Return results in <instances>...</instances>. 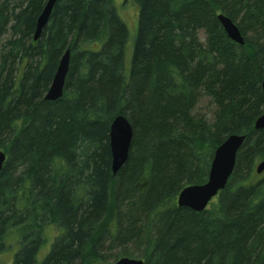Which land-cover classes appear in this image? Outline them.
Masks as SVG:
<instances>
[{
	"label": "trees",
	"instance_id": "16d2710c",
	"mask_svg": "<svg viewBox=\"0 0 264 264\" xmlns=\"http://www.w3.org/2000/svg\"><path fill=\"white\" fill-rule=\"evenodd\" d=\"M47 1L0 0L1 259L14 240L7 264H264V0H129L133 35L114 0H57L34 41ZM66 49L63 95L44 100ZM205 97L212 120L194 114ZM119 115L133 136L113 174ZM230 135L244 142L225 188L179 207Z\"/></svg>",
	"mask_w": 264,
	"mask_h": 264
},
{
	"label": "water",
	"instance_id": "95a60500",
	"mask_svg": "<svg viewBox=\"0 0 264 264\" xmlns=\"http://www.w3.org/2000/svg\"><path fill=\"white\" fill-rule=\"evenodd\" d=\"M57 0H48L41 10V14L36 20V27L33 33L34 41H37L42 33L43 28L48 24V20L52 14V9ZM217 20L223 27L227 37L234 43L244 45L243 37L238 26L231 21L229 17L223 14H218ZM70 50L62 54L55 74L52 77V82L46 91L45 100L56 101L63 95V88L66 81V76L69 70ZM262 94L264 95V79L262 80ZM255 130L264 129V110L259 118L254 122ZM109 146L111 153V169L113 174L122 167L128 159V152L132 140V127L127 119L122 116H116L109 127ZM244 142V136L230 135L227 137L215 150L210 162L208 171V179L204 184L188 185L184 187L177 195V205L179 207L189 208L196 212L204 211L213 197H215L225 185L235 167V159L237 151L241 148ZM6 154L0 150V171L4 165ZM264 171V163H261L256 168V173L261 174ZM110 264H144L140 259L121 257L117 261Z\"/></svg>",
	"mask_w": 264,
	"mask_h": 264
},
{
	"label": "rangeland",
	"instance_id": "374dc122",
	"mask_svg": "<svg viewBox=\"0 0 264 264\" xmlns=\"http://www.w3.org/2000/svg\"><path fill=\"white\" fill-rule=\"evenodd\" d=\"M114 6L117 9V11L119 12V18L121 20H124V22L127 25L128 30L130 31V33L133 35L134 29L136 27L137 24V13H138V8L136 7L135 3L129 0H114ZM135 34V33H134ZM131 50H132V42H131V49L129 50L128 53H126V65L129 63L130 58H131ZM215 110V107H213L211 105V103L209 102V98L205 97L202 101H200V103L196 106V109L194 110V114L196 115H201L204 118H207L209 120H212L211 117V112H213ZM14 240L9 241L13 247H11L8 250V253H6L2 259L0 257V264H3L2 261L6 262H10L12 255L14 254L13 251L15 252L17 250L16 245H13ZM46 247L44 246L41 249V255L45 253L46 251ZM40 255V258H41Z\"/></svg>",
	"mask_w": 264,
	"mask_h": 264
},
{
	"label": "bare ground",
	"instance_id": "6f19581e",
	"mask_svg": "<svg viewBox=\"0 0 264 264\" xmlns=\"http://www.w3.org/2000/svg\"><path fill=\"white\" fill-rule=\"evenodd\" d=\"M115 8V7H114ZM115 13L117 14V16L119 17V12L117 11V9H116V11H115ZM228 38V37H227ZM230 39V38H229ZM34 40V39H33ZM231 40V39H230ZM232 41V40H231ZM233 42V41H232ZM236 44V43H235ZM62 56V55H61ZM47 93V92H46ZM46 95V94H45ZM44 100H45V96H44ZM48 101V100H47Z\"/></svg>",
	"mask_w": 264,
	"mask_h": 264
}]
</instances>
